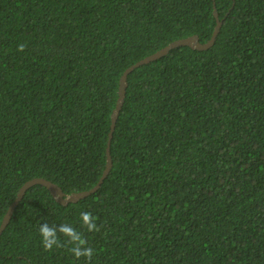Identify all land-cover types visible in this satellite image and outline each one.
Listing matches in <instances>:
<instances>
[{
  "label": "trees",
  "instance_id": "1",
  "mask_svg": "<svg viewBox=\"0 0 264 264\" xmlns=\"http://www.w3.org/2000/svg\"><path fill=\"white\" fill-rule=\"evenodd\" d=\"M137 68L101 189L58 204L31 188L0 237V264H264V0H0V227L21 188L97 186L124 72L169 44L213 36ZM24 51H18L19 44ZM82 212L97 217L88 232Z\"/></svg>",
  "mask_w": 264,
  "mask_h": 264
},
{
  "label": "water",
  "instance_id": "2",
  "mask_svg": "<svg viewBox=\"0 0 264 264\" xmlns=\"http://www.w3.org/2000/svg\"><path fill=\"white\" fill-rule=\"evenodd\" d=\"M213 15H214V18L216 19V27H215L212 38L207 43L202 44L200 42V39L198 36H192V37H189L186 39L177 40V41L169 44L167 47L160 50L159 52L155 53L154 55L149 56V57L143 59L142 61L138 62L136 65L130 67L129 69H127L124 72V74L122 75V77L120 79V86H119V91H118V100H117L116 108L112 114V119H111V130L109 133V140H108V145H107V150H106V152H107L106 153L107 166H106V170H105L102 178L100 179L99 183L97 184V186L94 187L93 189H91L90 191L66 195L58 185H56V184H54V183H52L46 179L38 178V179H33V180L27 182L21 188L15 202L11 205V207L9 208L7 214L5 215V217L3 219L2 225L0 227V237L2 236L4 231L8 228L15 209L18 207L20 202L23 200L26 193L31 188H33L35 186H42V187L46 188L50 192L51 196L55 199V201L62 206H68L71 203H77L81 200H84V199L88 198L89 196L97 193L101 189V186L103 185V183L107 179V177H108V175L112 169V166H113V161H112V156H111V143L113 140V136H114V132L116 129L118 118H119L120 113L122 111V108L125 104L126 92L128 89V78H129V76L137 68H139L143 65H148L154 61L160 60V59L164 58L165 56H167L171 51H173L175 49L188 47L192 50H197V51L210 50L214 46V44L217 40V37L220 34V31H221V28H222L223 22H224V20L220 19L216 7H214Z\"/></svg>",
  "mask_w": 264,
  "mask_h": 264
},
{
  "label": "clouds",
  "instance_id": "3",
  "mask_svg": "<svg viewBox=\"0 0 264 264\" xmlns=\"http://www.w3.org/2000/svg\"><path fill=\"white\" fill-rule=\"evenodd\" d=\"M26 45L21 43L18 45V51H24ZM81 219L83 226L86 227L88 232H99L100 227L97 225V217H94L91 212H82ZM39 233L42 237V246L45 250L51 251L53 247H63L64 245L60 242L58 233L63 234L68 238V243L73 245L70 248L71 253L76 259L82 257L86 258L89 264H91L92 258L95 254L94 249L88 246V241L84 235L78 232L75 228L68 225L67 223L59 225H49L43 223L39 226Z\"/></svg>",
  "mask_w": 264,
  "mask_h": 264
}]
</instances>
